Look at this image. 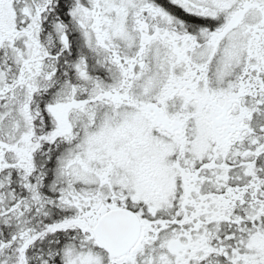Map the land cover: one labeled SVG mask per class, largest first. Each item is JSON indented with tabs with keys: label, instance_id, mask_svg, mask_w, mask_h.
<instances>
[{
	"label": "snow or ice",
	"instance_id": "6c2138e0",
	"mask_svg": "<svg viewBox=\"0 0 264 264\" xmlns=\"http://www.w3.org/2000/svg\"><path fill=\"white\" fill-rule=\"evenodd\" d=\"M0 264H264V0H0Z\"/></svg>",
	"mask_w": 264,
	"mask_h": 264
}]
</instances>
